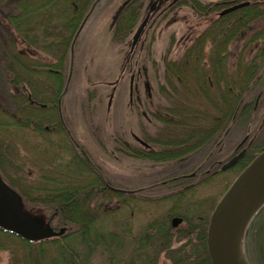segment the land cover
<instances>
[{"label": "rangeland", "instance_id": "rangeland-1", "mask_svg": "<svg viewBox=\"0 0 264 264\" xmlns=\"http://www.w3.org/2000/svg\"><path fill=\"white\" fill-rule=\"evenodd\" d=\"M122 1L93 0L90 8L83 15L84 19L80 27L71 39L67 65L62 69L64 82L59 98V119L67 132L64 137L62 134L52 132L47 136L44 134L40 136L32 129L31 124L26 127L22 122L23 118L19 116L17 104L12 99V95L17 90L9 83V79L15 75L8 68L14 66L8 56L9 53L16 52L20 55L26 53L29 59L42 62V66L50 69L53 66L48 64L54 63L55 60L41 49L26 47L27 45L18 41L14 30L5 27L8 16L18 14L20 9L16 6L17 0H0V175L19 193L25 210L47 221L51 220V224L56 225V219L52 218V210H48L49 207L45 205L47 202L43 201L48 198L44 197V193L34 191L32 187H43L41 185L43 176L39 178L43 174L47 175L46 177L52 176V179L56 180L62 178L61 173H71L64 167L68 165L71 168L70 160H73L72 156L77 152L84 162L79 161L80 166L77 162L72 166L76 168L77 174L80 169L86 167L85 164L94 166L98 175L110 180L124 197L129 195L126 197L127 202L116 196L108 201L93 199L94 201L90 202L93 206L105 203L103 207L107 212L114 209V215H107L103 211L97 212L94 224L103 230L108 228L106 230L108 232L113 227V216L116 215L115 218H120L121 225L128 229L120 234L121 247L125 246L123 252L126 256L131 252V248H135L133 243L140 236L141 231H144L148 222L170 223L171 214L184 213V209L178 210L173 207L174 205L179 207L188 205L189 216H192L188 219L190 221H198V215L202 219L206 217L209 220L216 202L240 170L232 168L224 173L208 175L203 180H200V177L208 169L212 170L215 162L227 160L233 153L234 145L245 133L251 138V145L262 147L260 151L264 148V68L261 78L257 79L245 94V97L253 102L257 92L262 91L256 108L253 102L249 123H242L243 120L239 117L223 134L222 139L214 144L217 149L211 148L212 152L209 150L210 153H207L208 148H203L177 160L166 162L132 158L123 153L119 141H124L135 149L142 148L141 144L135 141L136 136L149 143L150 150L163 151L170 147L173 142L170 140L175 135L183 137L181 131L185 129L177 128L173 124L177 117L167 108L174 110L175 105H185L187 102L181 99L175 104L176 98L170 96L171 85L164 80V67L167 61L181 60L186 49L194 44L192 42L195 41L196 35L208 28L209 20H205L202 15H196L187 1H180L173 11L155 21L142 44L135 47L128 55L130 47L127 44V36L122 41L121 35L117 34L121 29L118 16L113 18L115 12L120 10ZM210 1L218 0H200L201 3ZM212 5L216 7L215 4ZM262 23L263 20L258 19L255 25L247 30L246 36L252 37V33L260 29ZM203 38L209 39L207 36ZM197 43L199 44L198 40ZM199 46L203 47L202 63L207 67L209 46L203 43ZM255 48L256 46L227 48L226 59L229 69L234 68L239 59L244 63L254 59ZM46 70H40L41 89L45 88ZM16 71L18 76H22L21 72ZM190 73H186L187 82L190 83L186 88L189 98L190 94L197 92L196 84L193 82L194 77ZM160 85L165 93L161 91ZM180 88L178 87L179 93L182 90ZM46 97L47 95L44 94L42 100H48ZM191 98L195 100L192 95ZM191 103L193 104L194 101L189 102ZM208 106L207 103L206 106L203 104L197 108L209 111L212 108ZM164 119L173 122L169 123ZM206 123L208 122L193 123L191 127ZM58 138L62 142H59ZM205 154L214 161L205 163ZM187 172H196L200 176L195 175L191 183L182 184V180L181 184L175 187H172L169 181L165 183L162 181ZM89 177L90 174L85 180ZM78 178H81V175H78L77 180ZM185 184L192 187L186 190L184 199L176 203L171 194L185 188ZM53 186L50 184L49 187L54 188ZM141 186L143 189H139ZM120 203H132V206H122L121 209H117ZM192 204L197 206L196 213L191 209ZM177 225L173 230L175 233L173 241H176L173 242V246L182 242V240L177 241L179 237L176 232L187 227L184 220ZM68 229L72 230L73 227L68 225ZM251 241L250 232H246L243 238V254L248 264H258ZM0 244L1 247L7 245L5 241H0ZM181 252H188L191 255L198 252L200 258L203 256L201 249L194 251L192 247L182 249L178 253ZM93 254L92 262L103 264L102 261L99 262L101 255L98 252ZM9 255L8 250L0 249V264H8ZM168 255H175V252L167 249L159 250L155 264H172ZM121 258L123 259L118 264H127V258L123 256Z\"/></svg>", "mask_w": 264, "mask_h": 264}, {"label": "trees", "instance_id": "trees-1", "mask_svg": "<svg viewBox=\"0 0 264 264\" xmlns=\"http://www.w3.org/2000/svg\"><path fill=\"white\" fill-rule=\"evenodd\" d=\"M251 1L248 5L242 7L238 13L242 15V18L249 19V25L254 26L259 18L264 19V0ZM92 2L93 0H17L16 6L20 9V12L11 14L7 18L5 27L14 30L20 43H24L27 45L26 47L34 50L41 49L49 53L55 60L54 63L48 64L53 66L50 69L42 66V62L39 63L31 58L30 60L29 55L26 53L20 55L14 52V54L9 53L8 55L14 65L8 68L15 74L9 79V83L17 90L12 95V99L17 104L19 116L23 118L22 122L26 124V127L31 124L32 129L40 136H43L42 134L47 136L51 132L58 135L62 134L64 137L67 135L59 119V98L64 82L62 69L67 65L70 45L72 44L71 39L80 27L84 19L83 15L90 8ZM188 4L194 10L204 11L206 9V5L199 0H189ZM127 17L130 18L129 20L133 19L131 14ZM120 25L121 27L125 25V28L128 26L126 23ZM238 26L242 27L244 24L239 23L235 28H239ZM211 30L212 28L209 27L203 33L197 35L195 37L196 42L186 49L181 60L165 63L164 80L171 85L172 93L170 92V96L176 98L174 100L175 104L181 99H184L187 103L185 105H175L174 110L167 108L172 115L177 117L176 121L164 120L169 123L173 122L177 128L183 127L185 130H179L182 132L181 134H184L183 137L175 135L170 140L173 141L169 145L170 147L163 151L145 148L135 149L124 144L122 147L123 153L131 157L155 162L177 160L203 148H208L207 153H210L211 148L217 149L214 144L222 139L223 134L231 128V124L235 123L239 117L242 118V123H249L254 101L247 99L245 94L251 85L262 76L264 46L258 48L257 59H253L250 63H244L239 59L236 66L231 69H229L226 59L228 55L227 48L209 47L207 48L206 58L209 65L205 67V63H202L204 59L203 47L199 46L197 40H204V36H207L210 40L214 39V32ZM117 32L121 36L124 33L121 30ZM258 37L264 39V20L261 28L252 34L251 39ZM42 69H47L45 74L47 77L45 79L46 84L43 89H41L42 84L40 83V70ZM16 70L21 72L22 76H18ZM187 72H191L190 74L193 75V82L196 84L197 91L190 94V98L186 94V88L190 84L187 82ZM53 73L55 76H53ZM178 87L182 89L180 93ZM160 89L164 91L161 85ZM44 94L48 98L46 101L42 100ZM191 95L195 100H191ZM190 101H194V103L189 104ZM207 103L210 106L208 107L215 112H212V109L207 110V112L204 109L197 108L203 104L206 106ZM40 104H44L45 107L43 105L40 107ZM205 121L208 123L191 127L193 123H205ZM59 142H62V140L60 139ZM209 146L211 147L209 148ZM261 148L256 144H250L236 163L226 170L232 168H237L238 171L241 170ZM74 149L76 151V148ZM72 157L73 160H70L72 166L76 162L78 165L80 164L79 161L83 162V158L77 152ZM204 157L205 163L211 160V157H207L206 154ZM72 166L71 168L68 165L64 167L71 173H61V179L54 180L52 176L46 177L47 175L44 174L39 176V178L43 176L41 178L44 184H41L43 187H32L34 191L44 193V197L48 198L43 201L47 202L45 203L49 207L47 209L52 210V218L56 219V225H52L50 220L51 226L54 229L65 227V231L61 235L29 240L0 227V241H5L7 244L3 247L0 244V249L9 251L8 264H94L92 262L93 252H98L101 255L102 258L99 262L102 261L103 264H118L123 259L121 256L127 258V264H155L158 251L162 249L175 252V255H168L172 264H210L205 243L208 219L206 217L202 219L198 215V221L188 220L189 217H192L189 216L190 209H188V205L184 207L174 205L173 207L178 210L184 209V213L171 214V217H179L187 224L186 228L179 229L176 232L179 237L177 241L182 240L179 245L173 246V242L176 243V241H173L175 234L173 230L178 225L173 226L171 222L167 223L166 221L148 222L144 227V231H141L140 236L134 241L135 248H131L129 255L124 256L125 246L121 247L120 234L122 235L128 229L121 225L120 218H115L116 215L113 216L114 209L107 212L103 207L105 203L93 206L90 202L95 199L108 201L113 196L123 198L122 200L126 201V197L129 195L124 197V194L114 187L110 180H105L98 175L97 168L94 166L85 164L86 167L82 170L78 167L80 169L78 174L76 168L74 169ZM226 170L215 168L213 174L224 173ZM89 174V179L85 180ZM78 175H81V178L77 180ZM202 175L200 180L205 179L211 173L204 172ZM196 176L199 177L200 174ZM193 178L195 176L187 172V174L171 177L167 181L172 184V187H175L181 184L182 180V184L191 183ZM187 180L190 181L185 182ZM50 184H53L54 188H50ZM191 187L192 185H186L180 191L173 192L171 195L175 202H181L184 199V193ZM128 205L132 206V203H120L117 209ZM191 209L193 213H196L197 206L192 204ZM102 211L106 212L107 215L113 214L111 215L113 216V227L108 232H106L108 228L103 230L100 226L94 224L97 212ZM68 225H71L73 229L69 230ZM246 232L251 234V246L258 264H264V204L251 217L245 234ZM188 247H192L194 251L201 249L203 252L202 258H200L198 252L193 255L188 252L178 253Z\"/></svg>", "mask_w": 264, "mask_h": 264}, {"label": "water", "instance_id": "water-1", "mask_svg": "<svg viewBox=\"0 0 264 264\" xmlns=\"http://www.w3.org/2000/svg\"><path fill=\"white\" fill-rule=\"evenodd\" d=\"M247 3L233 5L225 11ZM243 151L224 162L221 169L232 166ZM263 203L264 148L238 172L213 207L205 239L210 264H248L242 250L244 233L251 217ZM180 220L175 217L172 224L176 225ZM0 227L29 240L61 235L65 231V227L54 230L49 221L25 210L20 195L1 176Z\"/></svg>", "mask_w": 264, "mask_h": 264}, {"label": "flooded vegetation", "instance_id": "flooded-vegetation-1", "mask_svg": "<svg viewBox=\"0 0 264 264\" xmlns=\"http://www.w3.org/2000/svg\"><path fill=\"white\" fill-rule=\"evenodd\" d=\"M180 1L188 2L189 0H123L122 1L120 10H117L115 12L113 18L115 16H118L119 24L126 23L128 25L126 28L124 27L125 26L124 25L123 26L124 28L121 27L120 29L121 31L124 32L121 36L122 41L127 36V44L130 47L127 53L128 55L132 53L135 47H138L139 45L142 44V42L146 38V33L149 32V30L152 28L155 21L159 17H162L165 14L173 11L177 7ZM243 2H248V3L238 8H235L231 11H225L227 8L233 5L240 4ZM250 2L252 1L251 0H218L215 2H211V1L203 2V4L206 5V9H204V11L194 10L192 8L193 12L196 15H199V16L202 15L205 17V20H209L208 28L211 27L212 28L211 31H213L215 34L214 39L199 40L198 41L199 44L203 43V44H207V46L209 47H226L228 49L231 47H233L234 49H239V48H246L248 46H256L254 59H257L258 48L264 46L263 45L264 39L259 38V37L256 39H251L250 35L246 36L247 30L251 29V25H249L250 23L248 22L249 19L244 18V17L242 18V15H239L238 13V11H240L242 7H245ZM212 4H215L216 7H213ZM129 14L133 16L132 20H129L130 18L127 17ZM261 19L259 18V20ZM239 23H243L244 26L242 27L238 26L239 28H235L237 24ZM137 30H139V32L137 36H135V33ZM194 42H196V40L193 41L192 44ZM252 60L253 59H251L248 63H250ZM53 76H55L54 73H53ZM261 92L262 91L259 90L256 94V97H255L256 99H254L255 108L257 106L258 99L260 98L259 96L261 95ZM42 105L43 107H45L44 104H40L39 106L41 107ZM249 138L250 137L248 133H245L243 137L238 142H236L233 148L232 156L240 152L241 150H244L242 155L244 154L247 147L251 143V138L250 139ZM135 139H136L135 141L138 144H141L142 148H146V149L149 148V143H147L145 140L140 139L136 136H135ZM240 142L241 144L239 145ZM124 144L127 145L124 141H119L120 147H123ZM132 158H136V157H132ZM136 159H140V158H136ZM142 160H145V159H142ZM215 163L216 164L212 170L210 168L206 171L207 174L209 173L213 174L214 172L213 170L215 168L219 169L220 167L219 161ZM212 166H213V162H212L211 167ZM195 175H197L196 172H192V176H195ZM162 181L165 183L167 182V179H164ZM141 188L143 189V186L139 187V189Z\"/></svg>", "mask_w": 264, "mask_h": 264}]
</instances>
